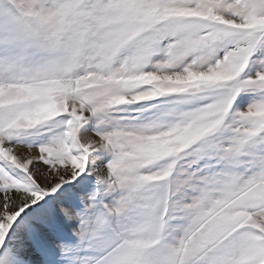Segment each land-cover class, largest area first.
I'll list each match as a JSON object with an SVG mask.
<instances>
[{
	"label": "snow or ice",
	"instance_id": "1",
	"mask_svg": "<svg viewBox=\"0 0 264 264\" xmlns=\"http://www.w3.org/2000/svg\"><path fill=\"white\" fill-rule=\"evenodd\" d=\"M0 264H264V0H0Z\"/></svg>",
	"mask_w": 264,
	"mask_h": 264
}]
</instances>
